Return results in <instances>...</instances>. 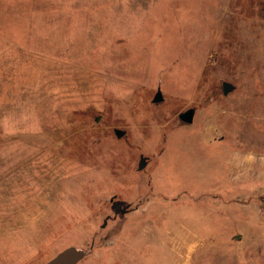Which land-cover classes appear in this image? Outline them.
Returning a JSON list of instances; mask_svg holds the SVG:
<instances>
[{
	"label": "rangeland",
	"instance_id": "1",
	"mask_svg": "<svg viewBox=\"0 0 264 264\" xmlns=\"http://www.w3.org/2000/svg\"><path fill=\"white\" fill-rule=\"evenodd\" d=\"M254 132L264 0H0V264H264Z\"/></svg>",
	"mask_w": 264,
	"mask_h": 264
},
{
	"label": "water",
	"instance_id": "2",
	"mask_svg": "<svg viewBox=\"0 0 264 264\" xmlns=\"http://www.w3.org/2000/svg\"><path fill=\"white\" fill-rule=\"evenodd\" d=\"M223 95L228 96L230 93L235 91L236 87L232 83L224 82L222 85ZM163 101V96L161 90H158L153 102L158 104ZM195 109H189L179 115V119L184 124H192L195 118ZM115 134L118 138H122L126 132L121 131L119 129L115 130ZM146 166V160L142 159L140 164V169H144ZM240 239V237H239ZM89 255V252L86 249H82L75 246H70L61 252H59L56 256L51 258L46 264H80L84 261Z\"/></svg>",
	"mask_w": 264,
	"mask_h": 264
},
{
	"label": "bare ground",
	"instance_id": "3",
	"mask_svg": "<svg viewBox=\"0 0 264 264\" xmlns=\"http://www.w3.org/2000/svg\"><path fill=\"white\" fill-rule=\"evenodd\" d=\"M253 135H254V140H253V142L250 143V145L254 146L255 144H257L258 145L257 151H259L261 149V147H264V139L262 142L258 141L260 138H262V137L264 138V132H254ZM253 143H255V144H253ZM249 162H251L250 164L252 165V169L250 170L249 174L256 175L258 169L262 168L263 163H260L259 160H256L255 162L247 161V163H249Z\"/></svg>",
	"mask_w": 264,
	"mask_h": 264
}]
</instances>
